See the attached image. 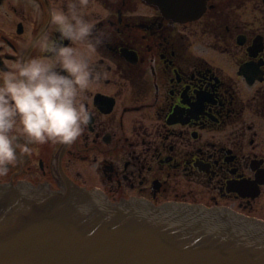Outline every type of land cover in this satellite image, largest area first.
Here are the masks:
<instances>
[{"label":"flooded vegetation","instance_id":"obj_1","mask_svg":"<svg viewBox=\"0 0 264 264\" xmlns=\"http://www.w3.org/2000/svg\"><path fill=\"white\" fill-rule=\"evenodd\" d=\"M94 2L106 17L89 53L51 22L68 0H0V73L50 58L45 40L76 48L102 73L84 93L91 120L78 140L28 144L0 186L57 191L66 177L113 203L201 205L264 223V0H205L186 23L144 0ZM145 8L151 16L138 14ZM196 34L212 39L209 52L193 51Z\"/></svg>","mask_w":264,"mask_h":264},{"label":"water","instance_id":"obj_2","mask_svg":"<svg viewBox=\"0 0 264 264\" xmlns=\"http://www.w3.org/2000/svg\"><path fill=\"white\" fill-rule=\"evenodd\" d=\"M176 22L205 0H145ZM61 190L0 186V264H264V223L201 205L110 202L61 177Z\"/></svg>","mask_w":264,"mask_h":264},{"label":"clouds","instance_id":"obj_3","mask_svg":"<svg viewBox=\"0 0 264 264\" xmlns=\"http://www.w3.org/2000/svg\"><path fill=\"white\" fill-rule=\"evenodd\" d=\"M89 0H68L67 11L56 10L51 22L60 40L92 43L94 25L84 18ZM41 51L50 58H28L0 73V176L30 154L28 144L48 142L71 145L82 135L91 115L82 99L101 79L84 53L62 43L45 40ZM21 133L25 140L20 144Z\"/></svg>","mask_w":264,"mask_h":264},{"label":"rangeland","instance_id":"obj_4","mask_svg":"<svg viewBox=\"0 0 264 264\" xmlns=\"http://www.w3.org/2000/svg\"><path fill=\"white\" fill-rule=\"evenodd\" d=\"M94 1L95 0H93V2L89 5L91 6V8H89L88 6L87 7L89 8L88 10H83L84 18L93 25L97 20L104 19V17H106L105 12L102 9H100ZM12 3L17 4L16 2H12ZM21 4L24 3L22 2ZM138 14L141 16H149V15L151 16L152 11L145 8L144 10L140 11ZM211 40L212 39H208L207 41L204 42L201 36L199 34H196L194 37L191 38L193 51L199 54L209 52L208 47L206 48V42L208 44L211 42Z\"/></svg>","mask_w":264,"mask_h":264}]
</instances>
